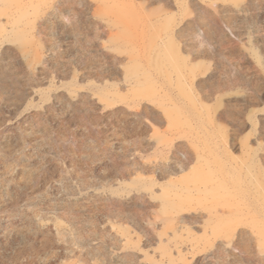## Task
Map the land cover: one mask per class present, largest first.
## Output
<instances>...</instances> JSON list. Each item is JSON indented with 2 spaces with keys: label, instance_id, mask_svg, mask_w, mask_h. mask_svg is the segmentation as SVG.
Wrapping results in <instances>:
<instances>
[{
  "label": "rangeland",
  "instance_id": "1",
  "mask_svg": "<svg viewBox=\"0 0 264 264\" xmlns=\"http://www.w3.org/2000/svg\"><path fill=\"white\" fill-rule=\"evenodd\" d=\"M0 264H264V0H0Z\"/></svg>",
  "mask_w": 264,
  "mask_h": 264
}]
</instances>
